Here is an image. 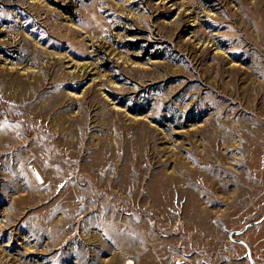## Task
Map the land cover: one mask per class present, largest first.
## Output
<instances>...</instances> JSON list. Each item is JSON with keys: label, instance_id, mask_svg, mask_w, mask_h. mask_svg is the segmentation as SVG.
Listing matches in <instances>:
<instances>
[{"label": "rangeland", "instance_id": "rangeland-1", "mask_svg": "<svg viewBox=\"0 0 264 264\" xmlns=\"http://www.w3.org/2000/svg\"><path fill=\"white\" fill-rule=\"evenodd\" d=\"M263 217L264 0H0V264H264Z\"/></svg>", "mask_w": 264, "mask_h": 264}, {"label": "water", "instance_id": "water-1", "mask_svg": "<svg viewBox=\"0 0 264 264\" xmlns=\"http://www.w3.org/2000/svg\"><path fill=\"white\" fill-rule=\"evenodd\" d=\"M263 220H264V217H263L259 222L255 223V224H251V225H249L247 228H250L251 226L258 224V223L262 222ZM240 233L242 234V232H240ZM231 234H234V232L231 233ZM230 239H231L232 241H234V240L231 238V235H230ZM241 244H243V245L245 246L246 251H247L248 259H249L250 262H252L250 249H249V248H248L243 242H241Z\"/></svg>", "mask_w": 264, "mask_h": 264}, {"label": "bare ground", "instance_id": "bare-ground-1", "mask_svg": "<svg viewBox=\"0 0 264 264\" xmlns=\"http://www.w3.org/2000/svg\"><path fill=\"white\" fill-rule=\"evenodd\" d=\"M128 264H130V262H128Z\"/></svg>", "mask_w": 264, "mask_h": 264}]
</instances>
